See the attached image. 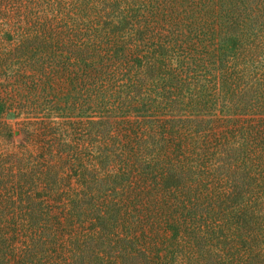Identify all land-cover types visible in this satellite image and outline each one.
Listing matches in <instances>:
<instances>
[{
	"label": "trees",
	"instance_id": "trees-1",
	"mask_svg": "<svg viewBox=\"0 0 264 264\" xmlns=\"http://www.w3.org/2000/svg\"><path fill=\"white\" fill-rule=\"evenodd\" d=\"M0 17L32 71L14 91L29 144L0 149V264H264V0H0Z\"/></svg>",
	"mask_w": 264,
	"mask_h": 264
},
{
	"label": "rangeland",
	"instance_id": "rangeland-1",
	"mask_svg": "<svg viewBox=\"0 0 264 264\" xmlns=\"http://www.w3.org/2000/svg\"><path fill=\"white\" fill-rule=\"evenodd\" d=\"M3 21L4 19L0 17ZM5 22V21H4ZM1 25V24H0ZM16 25V24H14ZM2 27L0 26V39H3L4 36L1 32ZM17 43L16 42H1L0 41V102L2 101L4 104L5 112L8 113V116L3 119L9 124L10 134L9 136H3L0 138V149L3 151H17L21 148V146L28 145V135L25 127L27 125V118L24 115H19L28 109V106L24 104L26 102L27 97L22 96L24 92H21L17 89L15 91V85L17 86V81L22 79L21 81L26 80V78H30L32 75V71L27 68L28 66H24L23 60L18 58L19 53L17 52ZM31 54L27 55L28 58ZM32 108V106H29ZM38 109L43 110L44 107L40 106ZM15 115V117H14ZM18 115V116H16ZM94 117H91L90 120L94 121ZM75 122L82 124L86 121V117H76L72 119ZM79 134V135H78ZM84 135L78 132L75 137H72V143L76 147L80 156H84Z\"/></svg>",
	"mask_w": 264,
	"mask_h": 264
}]
</instances>
